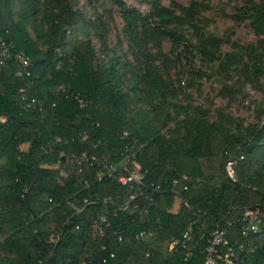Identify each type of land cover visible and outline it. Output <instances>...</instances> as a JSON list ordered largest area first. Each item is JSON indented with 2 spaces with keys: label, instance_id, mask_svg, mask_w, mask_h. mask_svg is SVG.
<instances>
[{
  "label": "trees",
  "instance_id": "1",
  "mask_svg": "<svg viewBox=\"0 0 264 264\" xmlns=\"http://www.w3.org/2000/svg\"><path fill=\"white\" fill-rule=\"evenodd\" d=\"M110 1L127 50L100 58L89 37L65 48L68 33L86 25L72 0H0V36L30 61V75L14 58L0 64V264H204L217 228L243 243L240 264H264V220L258 233L240 229L246 209L264 207V0L238 8L254 43L223 55L198 46L218 59L220 97L246 86L262 94L261 119L246 125L223 111L210 119L207 108L188 110L180 97L194 81L174 86L160 69L186 58L194 0L178 11L147 0L146 12ZM110 164H138L141 184H120L105 173ZM185 231L190 249H169Z\"/></svg>",
  "mask_w": 264,
  "mask_h": 264
},
{
  "label": "rangeland",
  "instance_id": "2",
  "mask_svg": "<svg viewBox=\"0 0 264 264\" xmlns=\"http://www.w3.org/2000/svg\"><path fill=\"white\" fill-rule=\"evenodd\" d=\"M126 4L136 5L142 11L149 9L147 0H123ZM191 0H161L164 5L170 6L178 11L179 5L186 6ZM197 3L196 26L188 28L186 36L190 39L188 50H184L186 58L181 60L173 59L171 67L160 68L169 83L184 85L182 80L194 81L193 85L185 89L180 97V101L189 103L191 110L194 106H202L209 110L210 119H216L219 111L240 120L243 124L258 123L261 115L258 112L262 104V94L255 88L246 86V94L237 93L234 98H223L218 95V90L222 85V74L218 68V59L213 55H223L226 52L235 51L240 45H251L257 39L254 31L249 25L248 18H244L238 13V8L243 4V0H194ZM75 9L85 18L84 28H74L68 33L65 48L70 50L72 44L82 37H89L100 58H105L107 48L111 54L126 52L127 43L124 39V22L120 16V8L110 0H72ZM93 7H98L105 25L104 41L95 35L93 20L95 12ZM215 39L216 45L212 44ZM206 43V48L211 54L204 53L198 47L200 43ZM164 49L169 46L167 40L164 41ZM122 47L119 48L118 46ZM28 59V58H27ZM188 60V62H187ZM29 61V59H28ZM200 70L201 76H197L194 71ZM122 73L123 68H119ZM191 71L192 74H186ZM184 72V73H182ZM233 72V70H231ZM233 73L228 75V82H231ZM178 78L181 79L178 82ZM127 81H125L126 83ZM176 129V128H175ZM26 144L22 146L25 148ZM138 165V164H137ZM176 205L178 203L176 202ZM175 205V206H176ZM96 230V227L95 229ZM98 230V229H97ZM95 232V231H94ZM96 233V232H95Z\"/></svg>",
  "mask_w": 264,
  "mask_h": 264
},
{
  "label": "built area",
  "instance_id": "3",
  "mask_svg": "<svg viewBox=\"0 0 264 264\" xmlns=\"http://www.w3.org/2000/svg\"><path fill=\"white\" fill-rule=\"evenodd\" d=\"M11 58L19 61L23 64L25 74L30 75V70L27 68L30 65L28 57L21 51H16L13 48L11 42H7L5 38L0 36V64L8 62ZM21 70H17V74H21ZM34 101V99H31ZM80 105H83V101L79 99ZM234 159H230L225 163V171L229 178L234 179ZM105 173L114 177L120 184H125L129 187L135 184H141L143 179V173L138 165L133 166L132 169L127 170L126 166L118 167L117 165H106ZM180 178L186 179L185 175ZM178 178L173 180V183L177 182ZM142 193V192H141ZM133 196L131 195V198ZM150 199V198H149ZM105 214H101L99 221H105ZM241 234L247 236L251 233H258L260 231L261 223L264 220V207L257 206L252 209H246L242 215ZM97 225V223H96ZM99 230V229H98ZM151 235V231L140 232L139 237L143 238ZM120 239V238H119ZM189 233L185 231L181 238L174 237L169 241V249L182 248L189 250ZM243 249V243L238 241L231 242L227 237V231L225 229H216L212 232L209 239V244L205 247L204 264H240L241 256L240 252ZM240 251V252H239Z\"/></svg>",
  "mask_w": 264,
  "mask_h": 264
}]
</instances>
